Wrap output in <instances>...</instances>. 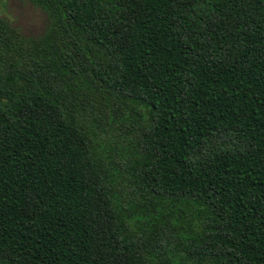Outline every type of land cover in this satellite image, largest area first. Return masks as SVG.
<instances>
[{
    "label": "trees",
    "instance_id": "1",
    "mask_svg": "<svg viewBox=\"0 0 264 264\" xmlns=\"http://www.w3.org/2000/svg\"><path fill=\"white\" fill-rule=\"evenodd\" d=\"M22 1L0 264H264V0Z\"/></svg>",
    "mask_w": 264,
    "mask_h": 264
},
{
    "label": "rangeland",
    "instance_id": "2",
    "mask_svg": "<svg viewBox=\"0 0 264 264\" xmlns=\"http://www.w3.org/2000/svg\"><path fill=\"white\" fill-rule=\"evenodd\" d=\"M0 17L20 28L26 37L41 36L48 23L44 12L22 0H0Z\"/></svg>",
    "mask_w": 264,
    "mask_h": 264
}]
</instances>
